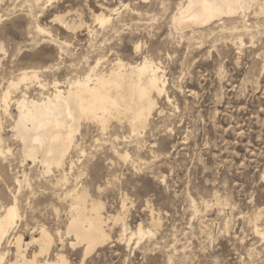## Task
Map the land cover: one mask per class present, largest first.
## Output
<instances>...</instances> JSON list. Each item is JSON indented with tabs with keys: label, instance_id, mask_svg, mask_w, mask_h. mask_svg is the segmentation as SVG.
Returning <instances> with one entry per match:
<instances>
[{
	"label": "rangeland",
	"instance_id": "obj_1",
	"mask_svg": "<svg viewBox=\"0 0 264 264\" xmlns=\"http://www.w3.org/2000/svg\"><path fill=\"white\" fill-rule=\"evenodd\" d=\"M44 1L38 6L33 0L0 4V119L7 138L0 155V203L10 202L9 191L17 189L14 179L20 181L25 170L34 207L33 212L26 209L22 201L28 191L22 189L20 219L9 240L22 235L28 242L38 221L52 235L57 228L63 234L66 204L50 197L76 182L110 219L108 242L84 264H264V7L252 6L243 16L181 35L170 20L185 0ZM100 4L115 10L102 29L92 17ZM41 8L42 17L28 18ZM57 16L83 25L70 32L53 21ZM36 23L51 35H34ZM87 26L96 35L90 36ZM99 58L98 70L116 58L124 64L147 58L164 73V96L157 98V112L145 130L132 136L113 121L104 132L82 122L76 139L84 153L70 155L74 170L58 186L60 172L54 169L41 177L37 166L20 168L19 147L2 112L1 98L10 82L32 71L40 82L11 89L9 107L16 115L13 103L25 87L27 96L35 98L50 93L54 81L63 84ZM255 226L263 236L254 233ZM139 227L150 234L136 243ZM130 233L137 238L129 241ZM68 242L65 254L77 264L82 249H70Z\"/></svg>",
	"mask_w": 264,
	"mask_h": 264
},
{
	"label": "bare ground",
	"instance_id": "obj_2",
	"mask_svg": "<svg viewBox=\"0 0 264 264\" xmlns=\"http://www.w3.org/2000/svg\"><path fill=\"white\" fill-rule=\"evenodd\" d=\"M41 1L44 0H33L35 6H38ZM51 1L45 0L43 3L48 4ZM2 2L3 0H0V4ZM252 6L263 9L264 0H185L178 5L171 17L170 25L175 32L181 35L187 32L195 33L215 22L220 23L223 19L243 16ZM42 8L34 16L29 12L28 18L34 17L37 20L42 17ZM98 8L99 14L93 13L92 17L102 29L110 25L111 13L115 10H111L104 4H100ZM53 21H57L64 29L74 33L83 25L82 20L79 22L65 21L62 16L55 17ZM32 30H34V35H51L47 29L37 23ZM86 30L90 36L96 35L97 31L90 29L89 26ZM238 42L242 46V40L239 39ZM134 49L138 51V46ZM100 63L99 58L96 63L94 62L93 67L86 65L88 70L67 79L63 84L54 81L52 92L47 94L39 92L37 98L27 96L28 87L23 88L24 92L13 103L16 115L11 114L9 107L11 89L15 91L22 84L40 82L37 73L33 71L24 72L16 82H10L1 98L2 112L6 118H9L7 121H10L7 132L11 133L10 137L19 147V155L22 157V164L18 163L20 168L26 166L31 171L37 166L41 170V177L48 175L54 169L60 172L59 178L55 181L58 186L57 183L66 181V176L74 170V162L70 155L78 153L82 156L84 153L79 148L76 139L82 122H90L104 132L113 121L116 126H126L132 136H138L145 130L151 116L157 112V98L164 96L165 92L166 80L158 64L147 58L133 64H124L116 58L106 63V67L103 66L101 70H98ZM165 99L169 102L168 97ZM3 132L4 127L0 119V155H4L3 150L7 148V138ZM112 152L121 158L119 151L112 149ZM122 156L127 159L128 154L124 153ZM67 159L68 165L66 164ZM29 176L25 170H22L21 180L19 181V177L14 179L17 189L9 191L10 202L0 203V264H73L65 254V240L69 241L70 249H82V257L77 264H84L88 256L108 242L109 234L106 231V225L110 219L103 216L104 206L98 201L90 200L88 189L86 190L84 186L78 187L76 182L68 190H64L65 192L53 193L50 197L66 204L64 209L67 222L63 234L57 228L55 234L52 235L45 226L46 223L38 221L34 222V227L30 229L28 242L23 241L22 235L14 236L9 240V233L14 230L20 219L19 203L26 202V209L33 212L34 207L28 201L29 196L33 195ZM22 189H26L28 194L25 196L23 192L25 201L21 202L19 197ZM118 217L111 219L115 223L119 221ZM150 222L153 226H157V221L153 217ZM23 226L28 227L26 223ZM121 230L123 233L128 231L125 225ZM254 233L263 236L257 226H255ZM33 234L36 236L34 237ZM149 234L150 231L143 233L139 227L136 234L138 238L130 233L128 240L136 237V243H140L142 237ZM34 244L35 247L32 248Z\"/></svg>",
	"mask_w": 264,
	"mask_h": 264
}]
</instances>
